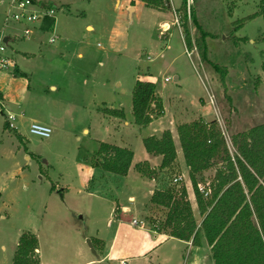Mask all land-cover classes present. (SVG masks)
I'll use <instances>...</instances> for the list:
<instances>
[{
	"label": "rangeland",
	"instance_id": "obj_1",
	"mask_svg": "<svg viewBox=\"0 0 264 264\" xmlns=\"http://www.w3.org/2000/svg\"><path fill=\"white\" fill-rule=\"evenodd\" d=\"M9 1L0 0V30L15 33L20 41L22 28L14 21L6 22ZM36 3L40 5L42 1L36 0ZM47 3L51 1L47 0ZM55 3L69 5L67 10H59L56 14V32L60 39L48 43L52 30L43 35V47L47 51L45 61L36 66L29 81L21 80L18 92L25 97V107L34 113H46L47 106L56 102L62 109L55 112L62 114L61 122L52 129L50 137L40 138L30 133L27 119L18 124V133L22 135L19 136L17 130H5L6 115L0 111V264H12L20 236L25 231H32L39 237L45 264H81L89 259H100L99 251H94L91 246L101 249L96 238L111 237L116 223L111 224L110 218L114 219L112 208L117 203L133 209L144 206L149 225L158 224L163 231H169L164 228L168 208L150 201L149 189L134 167L127 177H123L94 169L88 162L97 148L94 138L111 142L117 133L110 126L86 124L90 123L91 116L84 104L89 102L88 88L96 84L99 93L116 101L117 105L122 103L120 107L128 118L131 117L133 89L138 75L142 74L153 75L167 100L176 99L180 91L189 100L191 96L204 95V87L197 80L190 56L185 51L184 23L192 38V49H196L190 51L193 60L198 58L215 75L213 87L220 100L217 106L222 116V119L218 117L217 124L231 151L233 134L264 122L262 0H187L186 7L184 0H157L151 3L153 5H145L148 8H139L132 17L128 12L119 14L113 7L114 0H55ZM133 3L134 0L130 2ZM100 11L104 17H100ZM161 20L168 21L165 25L171 22L172 30L163 31ZM87 23L118 29V45L123 55L107 57L103 49L107 38L86 35ZM201 31L208 33V58L220 66L224 82L221 74L201 59L195 46ZM62 41L65 44L60 53L52 54L53 48ZM79 52L83 53L86 62L85 69L82 68L85 73H79L81 77L72 71L76 70L73 66L79 65V61L74 62ZM149 55L154 58L152 61L148 60ZM57 58H72L71 67ZM178 69L186 72L185 84L180 90L175 79ZM165 77L171 81H165ZM52 83L57 84V91L50 88ZM84 125H87L88 133H84ZM146 133L148 131L139 129L129 135L135 163L140 162L136 165L137 171L141 167V176L163 182L162 188L173 190L178 198L179 191L186 186L185 178L175 181L182 173L181 168H151L147 162H141L148 156L142 138ZM16 163L22 165V170L15 174ZM214 174L215 168L206 170L198 176V184L210 186ZM93 189L100 193H94ZM192 191L194 193L193 185ZM131 195L135 197L134 201L129 199ZM190 202H193L198 223L202 215L195 194ZM124 229L125 237L130 241L138 238V230ZM120 246L117 245L116 251ZM87 249L88 259L85 258ZM163 249L169 251L170 264H176L172 258L174 250H179L178 256L179 253L187 256L185 246L173 241L166 243ZM116 251L95 264H119Z\"/></svg>",
	"mask_w": 264,
	"mask_h": 264
},
{
	"label": "trees",
	"instance_id": "obj_2",
	"mask_svg": "<svg viewBox=\"0 0 264 264\" xmlns=\"http://www.w3.org/2000/svg\"><path fill=\"white\" fill-rule=\"evenodd\" d=\"M142 1L153 5L151 3L157 0ZM186 3L187 0H184L185 7ZM183 25L185 44L192 49V38L185 23ZM207 36V32L201 31L195 46L201 59L209 62L224 82L220 66L208 58ZM262 69L264 71V61ZM156 90L155 82L137 79L132 104L138 126H147L156 115L163 113V104L156 96ZM118 112L124 118V111ZM177 130L214 264H264V122L233 134V151L216 120L207 122L198 119L180 124ZM143 142L148 153L162 156V169L173 166L177 149L170 130H165L160 136H147ZM133 157L134 152L129 148L101 142L90 162L93 167L125 176ZM211 168H215L210 182L211 194L204 197L198 189V176ZM138 170L143 172L141 167ZM151 202L168 208L164 228L169 229L171 236L201 245L198 223L186 186L181 188L178 198L173 190L156 189ZM152 226L163 231L158 224ZM38 249L37 235L32 231L23 232L12 264H40Z\"/></svg>",
	"mask_w": 264,
	"mask_h": 264
},
{
	"label": "crops",
	"instance_id": "obj_3",
	"mask_svg": "<svg viewBox=\"0 0 264 264\" xmlns=\"http://www.w3.org/2000/svg\"><path fill=\"white\" fill-rule=\"evenodd\" d=\"M36 1V0H35ZM41 4H47V0H41ZM53 5H56L58 7H62V9L67 10L68 4L60 3L56 4L55 0H50ZM132 0H114L113 7L114 9H117L119 11V14L122 12H128L129 16L132 17L133 13L137 12L139 8H148L145 5V2L142 0H134L135 3L130 4ZM61 2V1H59ZM60 5V6H59ZM70 8V7H69ZM68 8V9H69ZM133 9V10H132ZM100 17H104L105 14L103 12H99ZM58 14V13H57ZM165 20L160 21V27L162 28L165 26H170V30H172V24L171 22L168 23V25H165ZM173 23V22H172ZM53 21L52 20H46L45 22H38L35 24L36 28L33 32V34L30 37H20V41H18V36H13V38L10 39L8 43V48L6 49V56L13 59L15 61L14 67H7L3 70H0V92H1V99L6 106V110L4 111L5 115L6 112H10L14 115V119H12V123L14 124V128L9 126V123L7 119H4V128L6 129H14L17 130V134L19 136H22L20 133H18V124L23 123L27 119L29 120L30 124L32 122H41L44 124L49 125L52 129L56 127V125L61 122L62 114L61 113H55L60 112L62 110L58 105L54 103H50L49 106L46 108V113L43 111H32L29 107H25V97H22L20 92H18V88L20 87L21 80H30L31 77L34 75L37 69V65L41 64L45 61L44 55H45V47L44 45V39L43 35L46 34V32H50L52 30ZM57 25V20H56ZM55 25V30H56ZM86 35L92 36V35H99L102 37L107 38V45L104 47V53L107 57H110L112 55H117L119 58L123 55L122 49L118 45V29L116 30L114 26L110 28H106L104 25H97L87 23L85 25ZM182 32V30H181ZM10 33V32H9ZM57 33V32H56ZM172 32L169 33V37L171 36ZM183 34V33H182ZM184 37V36H183ZM60 39V37H58ZM58 39V40H59ZM48 43H55V42H49ZM65 44V42H60L59 46L54 47L52 50V54H58L60 53V50L63 48L62 46ZM99 45V43H98ZM101 46V45H100ZM169 45L166 44V48L168 49ZM187 50V46L185 44V51ZM47 52V51H46ZM187 53V52H186ZM188 55V54H187ZM189 56V55H188ZM59 59V58H57ZM71 59H59L60 62L65 63V65L70 66ZM191 62L193 64V67L196 71V77L197 80L201 83V85L204 87V95H197V96H191L190 100L185 97V94L183 91H180L179 94H177L176 99L174 100H167L160 89L159 85L155 81V78L153 75H138L137 79L142 80H150L156 83L157 85V95L161 99V102L163 104V113L160 117L153 119L151 123H149L147 126L141 127L138 126L135 123L134 116H133V104L131 105V111L132 116L128 118V115L124 112V118H121L119 116V110H123L120 106L122 103H119L118 105L115 103L116 101H111L109 98H106L104 94H101L96 90V84L90 85V90L88 88L87 93L89 96V102L84 104V107L86 109V112L90 114V123H86L89 125H92L94 127H113L114 132L117 134H114L117 136L114 140L110 141H104L101 138H94L97 144V149L99 148V145L101 142H107L110 144H114L121 147L129 148L133 151L132 146L130 144L129 135L132 131H139V129H144L148 131L145 135L142 136L144 139L147 136L150 135H157L160 136L165 130H170L173 134V139L176 145L177 149V157L175 160V163L173 166L167 167L165 169H169L171 167H179L181 168V175L183 178H185L187 191L189 193V200L192 201L193 191L191 192L192 184L189 176V167L186 164L183 149L181 147V143L179 140L178 135V126L183 123H190L198 119H203L204 121H211L216 120L218 123V120H220L218 117L221 116L220 107L217 106L218 103V97L215 93L214 86V74L207 70L205 67V64H203L201 61L199 62L196 58V61L193 60L192 56L190 57ZM55 60V59H54ZM84 60V55L82 52H79L77 55V59L75 61H79L78 66L75 67L72 70L74 73H85L84 70L82 71V68L86 65V62ZM48 61V60H46ZM53 60H50V62ZM101 64L103 61L100 62ZM71 67V66H70ZM85 69V68H83ZM80 76V75H79ZM81 77V76H80ZM175 79L178 81L177 87L180 89L183 88L185 84L186 79V72H183L182 69H178L175 73ZM165 80V78H164ZM166 81V80H165ZM171 81V79L169 80ZM50 88L54 91L58 90L57 84L52 83L50 85ZM210 94L214 95V104L212 105L210 102ZM27 95V94H26ZM220 102V100H219ZM213 107H212V106ZM107 109V110H105ZM30 115H28V111ZM64 111V110H63ZM124 111V110H123ZM62 112V111H61ZM60 114V115H59ZM218 119V120H217ZM18 122V123H17ZM92 123H95L94 125ZM222 123V122H221ZM84 133H88V127L87 125H84ZM3 134L10 135L6 132ZM99 136V135H95ZM94 151V152H95ZM147 151V150H146ZM93 152V154H94ZM134 152V151H133ZM148 153V152H147ZM93 154L88 158V162L91 164V157ZM183 154V158H182ZM183 159V160H182ZM184 161V163H183ZM141 162H147L151 168H156L161 165L162 162V156L161 155H153L148 153V156ZM140 162L135 163V152L133 161L131 164V167L129 169V172L127 175L123 177H127L134 167L136 173L141 177V179L144 180V184L149 189L148 194L150 196V201L152 194L154 190L156 189H164V183L163 182H157V180L152 177L149 179H145V177L141 176V174L137 171L136 165ZM17 165V172L19 173L22 170V165L20 163H16ZM186 165V166H185ZM92 166V165H91ZM93 167V166H92ZM94 169H99L100 171H104L100 168L93 167ZM107 172V171H104ZM110 173V172H107ZM13 176L15 175L12 173ZM106 175V174H104ZM91 181V180H90ZM90 186V183L89 185ZM93 192L96 194H99L100 192L93 189ZM129 199L135 200V197L133 195L129 196ZM193 203V202H191ZM154 204V203H153ZM114 211V219L110 218L112 220V223H116V227H114V232L112 233L111 237H98L96 238L99 243H101L102 248L98 249L95 246H91L94 251H99V255L101 256L100 259H89L88 261H85L81 264H95L100 263L106 258H109L114 252L116 251V247L118 244H120L121 248L117 250L116 256L118 257L119 264H121V261L125 260V264H170L172 263V260H170V255L168 250H164L163 247L166 243L169 241H173L174 243H178L185 246V251L187 252V256L180 255L178 256L179 250H174L172 253V258L176 264H214V260L212 258V252L211 247L208 244L207 238L205 236V233L202 229V219L203 217H200V220L198 221L197 225V232L200 235L201 238V245H194L192 240L185 241L178 239L176 237H173L169 234V231H158L153 228L152 225H149V219L147 220V211L145 210L144 206L136 207L133 209L132 207L126 205V204H119L117 203L116 207H113L112 210ZM194 209V208H193ZM146 211V213H144ZM194 211L195 217L197 216V213ZM200 214V213H199ZM137 218L147 224L146 228H141L138 226H135L132 224L129 217ZM110 223V222H109ZM127 227L130 229L138 230V238L136 240H129L127 237H125L124 231ZM34 233V232H33ZM38 237V236H37ZM39 239V237H38ZM130 241V242H129ZM91 242V240H90ZM18 245V244H17ZM86 252L85 258H90L89 250ZM39 257H40V264H45L42 256L41 251V245L39 240V249H38ZM177 254V257L175 255ZM88 255V256H87ZM97 261V262H96ZM175 264V263H174Z\"/></svg>",
	"mask_w": 264,
	"mask_h": 264
},
{
	"label": "built area",
	"instance_id": "obj_4",
	"mask_svg": "<svg viewBox=\"0 0 264 264\" xmlns=\"http://www.w3.org/2000/svg\"><path fill=\"white\" fill-rule=\"evenodd\" d=\"M59 10H63L62 7H58L56 5L47 3V4H37L35 0H10L8 3V10L6 13V22L14 21L18 23V25L22 28L21 36L30 37L36 26L35 24L38 22H45L46 20H52V35L49 37V42H55L59 39L56 30V14ZM176 22L179 24L178 18H176ZM163 31H169L170 26H164L162 28ZM13 36H16L15 33H7L6 29L0 30V70H3L7 67H14L15 61L6 56V49L8 48V43ZM100 45V43H99ZM196 49L189 50L187 48L186 52L191 57V52H194ZM148 60L152 61L154 58L150 55L147 57ZM166 81H169V77H165ZM1 95V92H0ZM210 102L214 104V95L210 94L209 96ZM6 106L4 105L1 97H0V111H5ZM6 119L9 123L10 127L14 128V124L12 123V119H14V115L9 111L6 112ZM29 131L31 134L40 137V138H48L51 136L53 130L52 128L41 122H32L29 126ZM183 179V176H177L175 181H179ZM199 191L203 194L204 197H208L211 194V187H206L202 183L198 184ZM132 224L141 228H146L147 224L137 218H133L131 220ZM126 261H121V264H125Z\"/></svg>",
	"mask_w": 264,
	"mask_h": 264
}]
</instances>
